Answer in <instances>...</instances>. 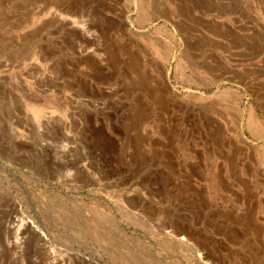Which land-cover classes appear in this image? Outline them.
I'll use <instances>...</instances> for the list:
<instances>
[{"label": "rangeland", "instance_id": "rangeland-1", "mask_svg": "<svg viewBox=\"0 0 264 264\" xmlns=\"http://www.w3.org/2000/svg\"><path fill=\"white\" fill-rule=\"evenodd\" d=\"M0 264H264V0H0Z\"/></svg>", "mask_w": 264, "mask_h": 264}, {"label": "bare ground", "instance_id": "bare-ground-1", "mask_svg": "<svg viewBox=\"0 0 264 264\" xmlns=\"http://www.w3.org/2000/svg\"><path fill=\"white\" fill-rule=\"evenodd\" d=\"M62 15V14H61ZM71 17H73V16H71ZM69 18H70V16H69ZM70 19H72V18H70ZM68 21V20H67ZM76 21V20H75ZM71 22H73V21H71ZM74 23V22H73ZM85 33H88L89 35H87L88 37L90 36V34H91V32H89V31H84ZM92 35V34H91ZM128 60H130V59H128ZM131 60H134V62H135V58H133V59H131ZM137 62V61H136ZM139 62H141V61H139ZM141 64V63H140ZM150 64V63H149ZM138 65H139V63H138ZM142 65V64H141ZM141 65L140 66H138L139 67V69L141 68ZM133 66V65H132ZM134 66H136L137 67V65H134ZM130 67V66H129ZM138 67H137V69H138ZM131 68V67H130ZM129 68V69H130ZM133 68V67H132ZM131 68V69H132ZM143 68V67H142ZM136 68H135V70L136 71H138ZM133 70V69H132ZM142 70V69H141ZM135 71V72H136ZM140 74H138V76H139ZM139 78V77H138ZM143 78V77H142ZM145 79V78H144ZM141 82H143V81H141ZM135 83V82H134ZM60 157V156H59ZM61 158V157H60ZM17 180V179H16ZM18 181V180H17ZM19 182V181H18ZM20 183V182H19ZM22 184V183H21ZM18 210V209H17ZM16 210V211H17ZM25 227L27 228V227H29L30 228V230H33V231H36L35 230V226L32 224V223H27V225H26V223H25ZM15 228V227H14ZM17 234V233H16ZM180 234V233H179ZM178 235V234H177ZM40 237L41 238H43V239H45V237H46V235L43 233H41V235H40ZM53 258V257H52Z\"/></svg>", "mask_w": 264, "mask_h": 264}, {"label": "crops", "instance_id": "crops-1", "mask_svg": "<svg viewBox=\"0 0 264 264\" xmlns=\"http://www.w3.org/2000/svg\"><path fill=\"white\" fill-rule=\"evenodd\" d=\"M251 121H253L251 124H250V130H251V132L254 134V133H260L261 131H260V126H259V124H258V122H255L254 121V119H252ZM257 124V125H256Z\"/></svg>", "mask_w": 264, "mask_h": 264}]
</instances>
